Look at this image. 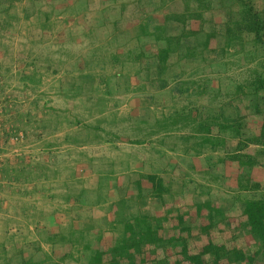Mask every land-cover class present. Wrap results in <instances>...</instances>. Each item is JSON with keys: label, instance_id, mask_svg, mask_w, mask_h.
<instances>
[{"label": "trees", "instance_id": "trees-1", "mask_svg": "<svg viewBox=\"0 0 264 264\" xmlns=\"http://www.w3.org/2000/svg\"><path fill=\"white\" fill-rule=\"evenodd\" d=\"M16 2L25 3V18L36 5L42 30L55 16L56 26L85 31L95 9L90 30L103 32L98 38L109 49L101 61L118 71L110 76L119 78L116 86L151 93L153 104L156 96L164 104L172 99L169 112L152 119L164 135L160 142L184 155L190 144L195 155L207 154L199 181L166 161L172 177L163 176L166 169L130 173L121 184L104 177L95 190L66 195L69 219L52 215L48 227H35L50 251L37 241L30 255L22 245L0 264H264V0H0V29L10 27ZM176 4L182 8L172 9ZM132 6L140 14L122 30ZM229 64L247 68L246 76L225 77ZM129 66L134 77L123 74ZM92 77L83 83L92 86ZM84 84H70L68 95L80 96ZM216 99L222 100L210 105ZM182 129L188 134L173 135ZM16 164L8 165L9 176L24 174L25 165ZM189 169L196 172L193 161ZM213 187L222 204L213 200Z\"/></svg>", "mask_w": 264, "mask_h": 264}, {"label": "rangeland", "instance_id": "rangeland-1", "mask_svg": "<svg viewBox=\"0 0 264 264\" xmlns=\"http://www.w3.org/2000/svg\"><path fill=\"white\" fill-rule=\"evenodd\" d=\"M177 5H171V8L176 9ZM15 6L16 14L12 11L15 18L9 20L10 27L0 29V154L8 164L12 161L14 165H17L16 163L25 165V172L19 177L11 174L10 180L13 179V184H7L0 190V250L3 255H14L15 250L22 245L26 246L25 255H30V250L35 249L37 241L41 248L48 247L47 250L50 251L49 246L44 243L45 234L43 232L37 234L35 228H32L35 235L31 234L32 230L28 226L39 224L41 227H48V219L52 215L57 222L67 221L70 217L67 209L72 201L68 204L65 200L66 195L74 194L80 188L95 190L100 179L99 174L114 171L112 177L109 175L110 179L117 178L119 184L126 181V175L130 173L151 174L157 169H166L163 176L172 177L174 174L166 168V161H170L178 169L190 173L193 181H199L198 172L204 168L200 159L207 154V149L198 156L194 154L190 144L191 151L184 155L161 143L164 135L158 139L151 137L149 129L142 130L141 133L121 131L120 135H125L126 139L131 136L134 141H145L143 146L119 140L116 142L117 145H108L105 143L108 141L107 133H103L100 138L98 131L89 132L85 127L74 128L76 125L69 114L77 113L84 116L83 119L87 121L94 119L97 112L102 110L97 106V102L103 97L110 98L107 106H112L111 109H115L121 101V106L114 111L121 112L122 117L132 114L137 121L147 114L144 108L153 104L150 99L151 93L130 91L131 88L124 86L123 82L116 86L118 80L110 77L117 75L118 71H115L110 63L101 61L102 55L109 49L105 44H101L102 41L100 42L103 32L97 36L94 30H90L92 23H95V9L89 15L90 28L84 31L80 25L70 24L71 28L68 31L64 29L66 27L64 23L59 27L55 25V16H50L51 27L42 30L33 16L36 5H30L29 18H25L23 13L26 7L24 2H16ZM178 7L182 8L181 4ZM139 14L137 7H130L125 13L121 29H130V24ZM82 25H87V22H83ZM246 69L229 64L224 75L234 80L242 79L247 74ZM133 71L134 67L129 66L123 74L134 77ZM86 75L93 76L92 86H89L90 82L83 83L85 79L82 77ZM22 77L29 79V85L17 84L19 80L17 78L22 81ZM106 77L112 79L110 83L106 81ZM4 78H8V84L3 81ZM70 84L73 86L84 84L80 97L75 99L64 96L63 91L69 94ZM106 84L109 85L108 88ZM42 89L47 94L41 93ZM107 89H111V94L105 93ZM152 93L154 96L155 93L158 95V92ZM205 100L206 98L203 101L199 100L200 104ZM221 100L216 99L210 105L215 106ZM162 101L163 98L160 96L157 100L159 107ZM47 102L49 106L44 108ZM82 102L89 109H85L84 106L81 108ZM184 102L180 101V105ZM173 103L172 99L167 100L166 104L163 103V109L154 110L156 114L152 111L147 114L151 116L147 123H153L152 119L155 116L160 119L163 113L167 114ZM105 119L99 125L109 130L113 120L110 117ZM186 130H175L173 135L188 134L189 130ZM11 132L22 135V138L13 145L8 142ZM64 133L68 135V138L66 137L68 144L63 142ZM49 141L54 149H47ZM167 142L170 144L175 140ZM63 145L67 147L63 148ZM161 153L165 155L164 159ZM129 161H132L131 169L127 170L126 162ZM191 161L196 165V172L189 169ZM2 174L6 180L8 175L5 170H2ZM106 182L110 188L113 181ZM213 188L211 195L213 200L223 202L224 195L220 194V189ZM114 195L113 197H116V194ZM11 208L19 211L16 223L13 221L12 216L15 215ZM97 211L99 214L94 213L100 215L101 211ZM92 212L93 210L85 209L82 214ZM34 236L37 240L31 242Z\"/></svg>", "mask_w": 264, "mask_h": 264}, {"label": "crops", "instance_id": "crops-1", "mask_svg": "<svg viewBox=\"0 0 264 264\" xmlns=\"http://www.w3.org/2000/svg\"><path fill=\"white\" fill-rule=\"evenodd\" d=\"M13 73H14V71H13ZM12 79V78H11ZM17 79H19V80H17V84H27V85H29V79L28 78H25V77H22V81H21V79L20 78H17ZM27 80V81H24V80ZM114 79H117L118 80V77H116V78H114ZM5 80V83L6 84H8V78H4L3 79V81ZM43 81H44V79H43ZM21 82V83H20ZM62 82V81H61ZM40 92L41 93H45V94H47V92H45V90L44 89H42V90H40ZM155 95H157V94H155ZM64 96H66V97H68L69 95H68V93H66V94H64ZM80 97V96H79ZM78 98V97H77ZM158 98L159 97H157L156 96V99H155V102H154V104H152L151 106H149V107H145L144 109H146V111H149V113L152 111L153 113H155L156 114V112L154 111V110H160V109H163V106H164V104H163V102L161 103V107H159L158 105H157V100H158ZM76 99V98H75ZM103 99V100H102ZM101 100V102H102V110L101 111H99V112H97L98 114H96L95 116H97L96 118H92V119H90V120H85V119H83L84 118V116H81V115H78L77 113H75V114H72V113H70L69 114V116H71V119H73V123L76 125L74 128H80V127H85L89 132H99L98 133V136H100V138L103 136V133H107L106 135L108 136V141L107 142H105V143H107L108 145H117V141L119 140V141H130L131 142V144H140L139 146H143V145H145L144 144V142L143 141H134V139L131 137V136H129L128 137V139H126L124 136L125 135H120V134H122L121 133V131H125V132H127V131H129L130 130V132H139V133H141L142 132V130L143 131H145V130H147V129H149V131L151 132V134H149L151 137L152 136H154V138L155 139H158V138H160V136L161 135H163L162 133H158L157 131H158V129L157 128H154L153 127V123H147V121H146V116L145 115H143V118H140L138 121H137V119H134V116L132 115V114H130V115H128L127 117H122V115H120L121 114V112H119V113H117L116 111H114V110H116V109H118V107H120L121 106V101H119V105L117 104V106H115L116 108L115 109H111V107H108L107 105H108V102H110L111 100H110V98H108V97H103ZM49 102H47V103H45V105H44V108L45 107H48L49 106V104H48ZM35 105H37V104H35ZM80 105H81V108H83V106L85 107L86 105H84L83 103L81 104L80 103ZM153 106V107H152ZM92 107H94L93 105H92ZM85 109H89V107H85ZM90 109H91V107H90ZM113 111V112H112ZM145 111V110H144ZM68 113V112H67ZM106 117H110L112 120H113V123H112V126L110 127V129L108 130V129H106V128H103V126L102 125H99V123L101 122V121H105L106 119ZM155 119H157V117L155 116ZM93 120H94V123H92L93 122ZM100 120V121H99ZM94 124H96V125H94ZM147 126H149V128H147ZM148 131V132H149ZM142 136V135H141ZM68 138V135H67V133H64L63 134V142L65 143V144H68L67 142H66V140H67V138ZM65 140V141H64ZM142 142V143H141ZM47 149H54V147H52L53 145H52V143H51V141H49L48 143H47ZM63 148H66L67 146L66 145H63L62 146ZM61 147V148H62ZM161 155L163 156V153H161ZM132 156V154L130 155V157ZM133 161V160H132ZM132 161H129V162H126V165H127V170H130L131 169V164H132ZM49 162V161H48ZM8 165H14V163L12 162V161H10L9 162V164H8V162L6 163V161L4 162V167H3V170H5V172L7 173V169L6 168H8ZM6 167V168H5ZM4 173V172H3ZM115 172L114 171H112V172H109V173H103V174H99L98 175V177L99 178H101V177H108L109 175H111V177H112V175L114 174ZM7 175L8 176H6V182L8 183V185H11V184H13L12 183V180L13 179H11L10 180V177L11 176H9V173H7ZM110 177V176H109ZM4 178H5V176H4ZM15 185V184H14ZM16 208V207H15ZM15 208H11L12 210H13V214L15 215V216H12L13 217V221H14V223H16L17 222V215L19 214V211H17V210H14ZM18 226H24V225H18ZM33 226V227H32ZM37 225L36 224H30L29 226H28V228L30 229V230H32L31 231V234L32 233H34V235H35V232L33 231V229L32 228H35ZM37 240V238L34 236L32 239H31V242H35ZM25 246V245H24ZM26 247V246H25ZM48 248V247H47ZM47 248H45V247H43L42 246V249H44V251L47 253V252H49L48 250H47ZM1 251L2 250H0V255H3L2 253H1Z\"/></svg>", "mask_w": 264, "mask_h": 264}, {"label": "built area", "instance_id": "built-area-1", "mask_svg": "<svg viewBox=\"0 0 264 264\" xmlns=\"http://www.w3.org/2000/svg\"><path fill=\"white\" fill-rule=\"evenodd\" d=\"M11 135V136H10ZM9 136V139H8V142L11 143L12 145L17 143L21 138H22V135L20 133H14V132H11ZM16 148L14 149V152H16ZM3 155L0 154V190L1 188H3L5 185H7L8 183L3 179V174H2V168H3V165H4V160H3Z\"/></svg>", "mask_w": 264, "mask_h": 264}]
</instances>
